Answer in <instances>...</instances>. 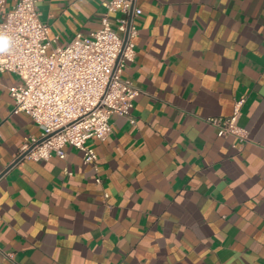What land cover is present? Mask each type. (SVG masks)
<instances>
[{"label": "crops", "instance_id": "0c3cea01", "mask_svg": "<svg viewBox=\"0 0 264 264\" xmlns=\"http://www.w3.org/2000/svg\"><path fill=\"white\" fill-rule=\"evenodd\" d=\"M105 1L37 9L64 47L101 27ZM136 6L122 73L140 91L135 122L113 115L108 137L87 141L96 170L72 146L14 163L40 130L13 113L19 80L0 72V264H264V0ZM240 97L243 145L205 122Z\"/></svg>", "mask_w": 264, "mask_h": 264}, {"label": "built area", "instance_id": "2783aa9c", "mask_svg": "<svg viewBox=\"0 0 264 264\" xmlns=\"http://www.w3.org/2000/svg\"><path fill=\"white\" fill-rule=\"evenodd\" d=\"M7 1L10 7L5 10ZM37 2L0 0V34L9 38L8 51L0 53V72L19 80L8 89L13 113L28 115L40 130L39 137L24 142L17 162L64 159V147L72 146L96 170L97 157L87 141H104L113 115L135 122L131 111L140 91L123 80L122 73L135 57V19L141 10L136 0H107L102 3L101 27L88 36L76 34L60 47L49 37ZM243 104L244 98H236L230 117L205 122L216 129L217 137L231 136L243 145L248 141L238 124Z\"/></svg>", "mask_w": 264, "mask_h": 264}, {"label": "clouds", "instance_id": "9594fccd", "mask_svg": "<svg viewBox=\"0 0 264 264\" xmlns=\"http://www.w3.org/2000/svg\"><path fill=\"white\" fill-rule=\"evenodd\" d=\"M9 49V38L0 34V53H4Z\"/></svg>", "mask_w": 264, "mask_h": 264}, {"label": "water", "instance_id": "95a60500", "mask_svg": "<svg viewBox=\"0 0 264 264\" xmlns=\"http://www.w3.org/2000/svg\"><path fill=\"white\" fill-rule=\"evenodd\" d=\"M17 161H18V159H17L14 163H16ZM14 163H13V164H14Z\"/></svg>", "mask_w": 264, "mask_h": 264}]
</instances>
